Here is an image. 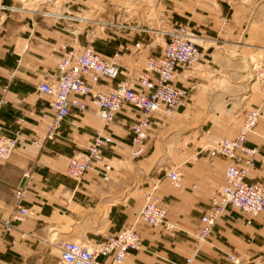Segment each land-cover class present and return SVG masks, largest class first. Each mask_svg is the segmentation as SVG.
Returning <instances> with one entry per match:
<instances>
[{"label":"crops","instance_id":"0c3cea01","mask_svg":"<svg viewBox=\"0 0 264 264\" xmlns=\"http://www.w3.org/2000/svg\"><path fill=\"white\" fill-rule=\"evenodd\" d=\"M78 1L95 0H74V3ZM261 1L252 0V5L250 0H165L177 19H189L199 25L202 32L197 40L206 41L212 40L211 31L223 21L220 14H234L229 24L233 19L245 22L244 13L264 12ZM44 11L33 12L17 6L14 0H0V98L6 100L0 107V135L20 140L11 157L0 160V264H60L55 247L58 241L74 240L92 246L130 226L142 235L143 246L131 251L121 264H170L171 261L184 264L188 258H193L191 264H234L230 254L237 255L242 264H264V211L255 217L239 209L234 213L227 211L209 241L201 247L196 246L191 236L200 229L201 217L210 211L212 197L226 184V168L234 162L222 155L212 157L206 151L200 152L201 149L224 137H237L247 114L258 106H262L263 115L246 140V145L257 148L258 153L247 179L264 184L262 95L259 93L255 101L245 104L235 124L209 117L193 131L199 136H193L195 139L189 143L177 141V133L166 139L165 132L177 130L180 122L175 124L172 116L157 112L152 118L149 137L141 145L144 150L137 157L131 155L132 132L126 124L135 123L141 111L129 102L123 104L115 120L107 125L97 114V106L88 102L86 111L74 109L62 122L56 140H46L47 119L43 115H52L53 108L51 97L39 92L38 85L58 71L66 49L79 50L90 34L85 39L73 35L56 24L53 12ZM132 33L115 36L108 32L96 41H93L95 36L90 37L95 49L105 58L116 57L117 45L123 42L133 46L116 58L121 60L118 77L103 80L96 88L108 90L118 82L129 80L135 90L147 92L140 83L146 58L159 56L163 43L160 46L156 40L151 41L149 48L141 46L137 51L136 43L131 41ZM141 38L139 35L135 40L144 42ZM177 70V86L190 89L189 73L194 74V70L181 64ZM86 79L92 81L89 75ZM191 106L185 103L176 113L187 116L192 113L190 119L197 120L201 108L197 104ZM99 129L115 140L102 148L112 169L106 172L104 164L96 161L81 181L68 176L70 157L75 150L86 151ZM244 158H247L245 154ZM172 165H177L184 174L181 188L175 187L165 174ZM20 186L28 192L22 206L35 214L17 220L13 218L18 209L15 192ZM148 191H153L166 206L168 227L153 226L137 218ZM65 213L74 217L72 226L77 233L67 234L56 226L51 227L57 230L50 229L49 224L61 221ZM9 219L13 227L4 231V221ZM61 226L69 227L70 223ZM113 258L114 255H101L99 260L109 264Z\"/></svg>","mask_w":264,"mask_h":264},{"label":"built area","instance_id":"2783aa9c","mask_svg":"<svg viewBox=\"0 0 264 264\" xmlns=\"http://www.w3.org/2000/svg\"><path fill=\"white\" fill-rule=\"evenodd\" d=\"M168 36L162 44V52L159 56L146 58V69L143 72L140 83L147 92L135 90L131 81H121L108 90L95 87L103 80H114L120 73V63L113 58H105L99 53L89 40L79 50L68 48L60 62V74L52 80H45L38 86L39 92L51 97L52 115L44 114L47 119L46 140H56L60 135L62 122L74 111H86L88 102L97 106V114L104 125L112 123L117 113L125 102H129L140 109L138 120L129 125L132 132V157L139 156L144 148L143 141L149 137L152 118L157 112L173 116L177 109L190 99V89L180 88L176 84L178 65L189 69L197 63L203 55L202 48L193 35L195 34L187 26L167 30ZM144 44L138 42V46ZM255 74L261 92L264 95V56L254 65ZM156 74V76L153 75ZM90 76L89 82L86 76ZM6 102L0 98V107ZM262 109L251 110L235 138L224 137L215 145L206 146L200 152L206 151L212 157L222 155L234 162L226 168V184L211 199V209L201 217L202 225L197 231L200 243L209 241L210 235L221 217L229 208L239 209L251 217L260 215L264 211V184L248 181L251 168L255 165L257 148L246 145L248 134L254 130ZM115 140L107 135L103 129H99L93 136L86 151H76L69 159L66 174L81 181L85 173L93 168L96 161L104 164L106 172L112 169L102 153L106 144ZM20 143L18 137L0 135V160L11 157ZM38 144V141H36ZM137 146V148H135ZM244 154L247 158H244ZM171 183L181 188L184 182V174L179 167H173L165 173ZM18 201V209L14 214L15 219L21 220L35 212L22 206L21 201L28 197V192L22 186L15 192ZM137 218L153 226H169L168 210L161 204L160 197H155L153 191H148L145 203L139 210ZM252 220L248 222L251 223ZM4 231H9L12 221H4ZM172 226V225H170ZM60 257V264H108L99 260L101 255H114L109 264H121L131 251L140 250L143 246L142 235L134 227L123 229L110 234L106 240L95 242L87 246L79 241L60 240L55 244ZM229 259L234 264H242L241 259L230 254ZM193 258H188L186 263L191 264ZM170 264H181L171 261Z\"/></svg>","mask_w":264,"mask_h":264},{"label":"rangeland","instance_id":"374dc122","mask_svg":"<svg viewBox=\"0 0 264 264\" xmlns=\"http://www.w3.org/2000/svg\"><path fill=\"white\" fill-rule=\"evenodd\" d=\"M14 2L17 6L33 12H41L42 10H45L46 13H48L47 11L53 12L56 24L63 26L73 35L84 36V39L89 34L90 37L93 36L94 38L95 36L93 41H96L104 33L110 32L115 36H125L127 32L132 31L131 41L136 43L137 51L140 50L141 46L149 48L150 44L148 43L155 40L161 46V43L168 36L167 30L187 26L197 36H200L202 32L200 26L189 19H177L167 8L169 6L165 0H95L90 3H83L84 1L74 3V0H14ZM249 3L253 5L252 0ZM50 12L49 14H51ZM44 15L48 14L44 13ZM220 15H223L224 18L218 27L215 26L217 28L211 31L212 40H197L203 55L197 63L189 68L194 70V74L189 73V77H191L190 99L187 102L190 106L192 105V108L195 104L201 108L198 111L199 117L193 121L190 119L192 113L188 116L175 113L170 118L175 124L180 122V125L177 130L169 133L166 131V139H169L172 133H177V141L189 143L195 139L193 136H199L193 134V131L199 128L202 122L209 117H213L212 119L217 121L218 119H226L230 124H235L236 116L240 115L249 100L255 101L260 93L262 95L261 103L264 101V95L261 92L254 68V65L258 64L264 56V12L248 11V13L243 14V16L245 15V18L243 17L245 22L238 23L233 19L230 24L229 20L235 17L234 14L233 16L230 13ZM32 19L34 22L35 19ZM251 22L254 25L250 27L249 23ZM212 23L211 20L209 25ZM257 26H261V28L258 29ZM139 35L144 41V44L140 46L135 40ZM90 37L86 38L84 44L90 40ZM93 43L95 45V42ZM102 47L104 48V46ZM132 47V45L123 42L122 45H117L118 51L114 55L119 58L121 51L130 50ZM60 72L59 63L58 71L45 80L55 79ZM252 94L254 96L251 97ZM258 108L262 109V106H258ZM130 124H126L127 127ZM215 143L211 142L205 146L211 147ZM76 151L79 150H75L74 153ZM163 156H167V153L164 152ZM173 167H177V165H172L170 169ZM228 211L234 213L235 209L229 208ZM66 215L65 213L58 223H50V229L57 230L51 227L56 226V228L59 227V229L65 230L64 232H68L67 234L77 233V230L72 226L74 222L72 218L74 217ZM66 222L70 223L69 227L61 226ZM191 234L196 241V246L201 247L202 243L199 242L197 231Z\"/></svg>","mask_w":264,"mask_h":264},{"label":"bare ground","instance_id":"6f19581e","mask_svg":"<svg viewBox=\"0 0 264 264\" xmlns=\"http://www.w3.org/2000/svg\"><path fill=\"white\" fill-rule=\"evenodd\" d=\"M194 37L197 36L196 34L193 35Z\"/></svg>","mask_w":264,"mask_h":264}]
</instances>
